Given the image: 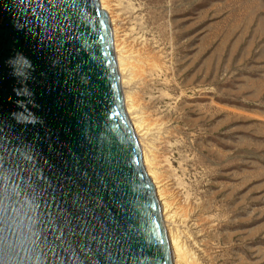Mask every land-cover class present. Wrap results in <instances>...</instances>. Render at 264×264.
I'll list each match as a JSON object with an SVG mask.
<instances>
[{"label": "water", "instance_id": "1", "mask_svg": "<svg viewBox=\"0 0 264 264\" xmlns=\"http://www.w3.org/2000/svg\"><path fill=\"white\" fill-rule=\"evenodd\" d=\"M0 264H171L97 0H0Z\"/></svg>", "mask_w": 264, "mask_h": 264}, {"label": "rangeland", "instance_id": "2", "mask_svg": "<svg viewBox=\"0 0 264 264\" xmlns=\"http://www.w3.org/2000/svg\"><path fill=\"white\" fill-rule=\"evenodd\" d=\"M117 1L155 57L149 110L191 212L187 250L196 264H264V0Z\"/></svg>", "mask_w": 264, "mask_h": 264}, {"label": "bare ground", "instance_id": "3", "mask_svg": "<svg viewBox=\"0 0 264 264\" xmlns=\"http://www.w3.org/2000/svg\"><path fill=\"white\" fill-rule=\"evenodd\" d=\"M97 1L108 21L122 108L135 137L144 173L159 206L171 264H196L193 254L187 250L183 231L190 224L191 212L188 214L184 208L180 185L169 174L168 166L160 157L168 145V132L161 118L149 110L158 99L153 87L157 71L155 57L143 49L139 38L125 28L128 14L122 10L120 2Z\"/></svg>", "mask_w": 264, "mask_h": 264}, {"label": "snow or ice", "instance_id": "4", "mask_svg": "<svg viewBox=\"0 0 264 264\" xmlns=\"http://www.w3.org/2000/svg\"><path fill=\"white\" fill-rule=\"evenodd\" d=\"M75 6V5H73ZM31 23V21H30ZM74 26V21H71L69 23H64L61 24L60 21H57V25L55 28L51 29V30H47L46 31H60L61 29L63 30V33L59 36L56 37L55 39V43L57 44V46H59L61 43H63L64 40L69 39V38H75L74 34L72 33L71 29ZM48 39H53V37L51 35L48 36ZM52 234L51 237L49 239V243L52 245L53 250H58L60 248L61 245L68 243V237L66 234L64 233H60L59 235L57 234V231L55 229H52ZM46 239H48L47 234H45ZM57 256H59V252H56Z\"/></svg>", "mask_w": 264, "mask_h": 264}]
</instances>
